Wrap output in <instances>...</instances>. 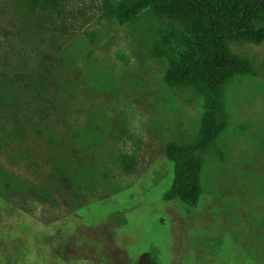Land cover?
Returning a JSON list of instances; mask_svg holds the SVG:
<instances>
[{
  "label": "rangeland",
  "instance_id": "374dc122",
  "mask_svg": "<svg viewBox=\"0 0 264 264\" xmlns=\"http://www.w3.org/2000/svg\"><path fill=\"white\" fill-rule=\"evenodd\" d=\"M132 1L0 0V264H264V41L229 45L254 75L225 85L197 200H166L207 94L167 82L184 31Z\"/></svg>",
  "mask_w": 264,
  "mask_h": 264
},
{
  "label": "trees",
  "instance_id": "16d2710c",
  "mask_svg": "<svg viewBox=\"0 0 264 264\" xmlns=\"http://www.w3.org/2000/svg\"><path fill=\"white\" fill-rule=\"evenodd\" d=\"M152 2L162 3L163 6L156 5L157 14H166L184 31L175 42L173 69L167 82L188 84L207 94V118L198 139L192 144L168 147L165 152L169 159H182V182L164 198L194 203L199 191L200 154L215 144L227 121L222 102L225 85L234 77L254 75L251 62L232 54L229 45L242 42L258 45L264 41V0H133L120 9V14L128 18ZM1 187L5 191L0 192L2 197L13 193L11 190L15 188L9 181Z\"/></svg>",
  "mask_w": 264,
  "mask_h": 264
}]
</instances>
